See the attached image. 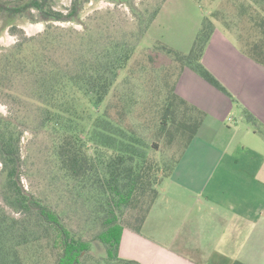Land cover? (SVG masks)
I'll return each instance as SVG.
<instances>
[{
  "label": "trees",
  "instance_id": "1",
  "mask_svg": "<svg viewBox=\"0 0 264 264\" xmlns=\"http://www.w3.org/2000/svg\"><path fill=\"white\" fill-rule=\"evenodd\" d=\"M88 1L72 0L64 12L55 0H0V21L46 24L28 36L12 23L20 37L0 48V103L8 108L0 112V264H141L119 255L123 231H141L158 185L174 173L206 116L177 93V78L189 67L233 98L202 62L216 27L208 16L188 54L154 46L170 63L156 77L148 75L146 97L117 88L159 8L143 30L127 33L82 21ZM240 9L239 43L264 64V0ZM66 22L83 29L56 24ZM146 50L147 61L159 59ZM244 114L264 137L259 121ZM181 138L179 155H167L164 149ZM33 146L39 147L37 166L29 163Z\"/></svg>",
  "mask_w": 264,
  "mask_h": 264
},
{
  "label": "crops",
  "instance_id": "2",
  "mask_svg": "<svg viewBox=\"0 0 264 264\" xmlns=\"http://www.w3.org/2000/svg\"><path fill=\"white\" fill-rule=\"evenodd\" d=\"M202 62L233 98L184 68L176 91L206 116L174 173L158 186L141 231L124 229L122 258L141 264H264V139L244 114L264 127V64L220 25ZM193 237L218 239L209 246ZM213 255L217 261L208 259Z\"/></svg>",
  "mask_w": 264,
  "mask_h": 264
},
{
  "label": "rangeland",
  "instance_id": "3",
  "mask_svg": "<svg viewBox=\"0 0 264 264\" xmlns=\"http://www.w3.org/2000/svg\"><path fill=\"white\" fill-rule=\"evenodd\" d=\"M241 3L248 4L249 0H89L83 3L84 5L81 10L80 18L87 23L92 22L93 24H100L103 27L108 25L111 28L114 27L127 33H138L143 30L144 23H146L152 12L159 8V13L151 27L146 30V35L142 37L135 56L130 61L128 67L121 72L117 86V88H119L120 85L121 87H126L128 93L134 90L136 94L140 95V98H144L148 94V90L146 89L148 75H150L149 78L156 77L159 75V71H162V65L170 63L165 53L153 49L154 46L164 45L178 52L188 54L194 44L205 16L213 19L216 26L220 25L225 27L226 25H230V31H232L230 33L236 40L238 39L239 42L241 39L239 36V23L242 13L240 9ZM71 4L72 0H55L54 6L58 10L67 12ZM8 21L10 20H6L4 17H2L0 21V48L14 44L20 37L19 34H14L11 31L10 27L12 23L16 25L18 29L24 31L28 36L40 33L46 26L44 22H35L23 17H19L11 22ZM56 24L63 27H74L78 30L83 29L82 25L76 22ZM146 48L152 49L151 51L153 54L158 53L159 59L154 62L147 61L146 53L148 50H146ZM143 64L147 65L148 68L145 69ZM149 68L152 69L150 74ZM175 69L170 77L171 84L176 80L177 71ZM125 78H129L128 87L124 84ZM7 110V106L0 103V112L7 113ZM258 137L263 141V136ZM30 139V133H26L24 137L25 143ZM181 140L182 141L178 140L181 144L174 142L171 149H164L165 152H168L167 155H179L183 149V147H181L183 146V138H181ZM38 148V146H33L31 154H29L30 165L34 164V166H37L40 163L39 155L36 154ZM1 166L2 164L0 162V168ZM165 179L166 178H164L163 181ZM23 183L27 189H31L25 177H23ZM74 218L77 217L72 214L71 219ZM75 221V225L81 223L78 219ZM152 238L153 237H148L147 239ZM200 238L206 239L209 246H214L218 239V237H193L194 240ZM208 259L217 261L215 255ZM226 260L218 259L219 263L221 262L220 264H226Z\"/></svg>",
  "mask_w": 264,
  "mask_h": 264
},
{
  "label": "water",
  "instance_id": "4",
  "mask_svg": "<svg viewBox=\"0 0 264 264\" xmlns=\"http://www.w3.org/2000/svg\"><path fill=\"white\" fill-rule=\"evenodd\" d=\"M19 168H20V166H18V172H19ZM18 174V173H17ZM22 183V182H21Z\"/></svg>",
  "mask_w": 264,
  "mask_h": 264
}]
</instances>
